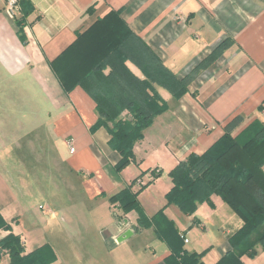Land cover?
Wrapping results in <instances>:
<instances>
[{"label":"crops","instance_id":"obj_1","mask_svg":"<svg viewBox=\"0 0 264 264\" xmlns=\"http://www.w3.org/2000/svg\"><path fill=\"white\" fill-rule=\"evenodd\" d=\"M5 4L0 0V214L10 230H0V240L9 232L18 235L25 253L47 244L56 256L52 264H169L171 250L156 228L140 227L136 211L123 213L109 202L133 182L131 190H139L135 181L143 179L151 181L137 196L143 214L150 218L163 209L183 236V249L203 264H217L242 219L217 195L190 216L166 205L168 174L190 153L205 152L234 118L239 121L229 128L232 137L253 121L264 124V0H18L15 17ZM110 12L176 78L191 76L179 99L154 85L167 108L144 129L134 161L120 171L107 129L94 127L95 101L78 82L64 87L51 64L68 49L66 66L70 55L86 49V31ZM126 66L143 78L133 63ZM42 128L52 133L51 151L64 167L51 175L62 189L56 184L31 211L22 208L6 168L21 162L14 153L21 139ZM158 171L166 175L153 179ZM126 230L132 235L117 242ZM255 249L241 264H264V251ZM8 261L3 254L0 264Z\"/></svg>","mask_w":264,"mask_h":264},{"label":"trees","instance_id":"obj_2","mask_svg":"<svg viewBox=\"0 0 264 264\" xmlns=\"http://www.w3.org/2000/svg\"><path fill=\"white\" fill-rule=\"evenodd\" d=\"M87 32L91 41L86 49L70 55L73 60L66 66L63 58L69 53L65 50L51 63L52 70L64 87H74L78 82L93 98L98 113L94 127L107 129L108 144L120 156L115 166L120 171L134 161L133 147L143 138L144 129L167 108L154 85L166 88L179 99L187 93L191 76L176 78L126 28L118 13L110 12L98 19ZM81 38L78 35L76 41ZM126 62L133 63L143 78L135 76ZM124 110L131 115L121 120L119 116ZM238 121V117L234 118L205 152L190 153L168 174L172 187L165 195L166 205H174L190 216L198 204L209 202L212 195H217L242 219L243 226L228 240L230 250L217 264H241L242 256H255L256 245L264 251V124L253 121L232 137L229 128ZM159 175V171L153 173L152 178ZM133 183L112 195L109 202L117 203L123 213L136 211L140 227L156 228L159 239L171 250L166 259L169 264H203L197 253L183 249V236L164 217L163 209L150 218L143 214L137 196L151 181L135 192L131 190ZM0 230H10L1 214ZM3 254L8 256L7 264H52L56 260L47 244L25 253L21 238L12 232L0 240V259Z\"/></svg>","mask_w":264,"mask_h":264},{"label":"rangeland","instance_id":"obj_3","mask_svg":"<svg viewBox=\"0 0 264 264\" xmlns=\"http://www.w3.org/2000/svg\"><path fill=\"white\" fill-rule=\"evenodd\" d=\"M127 115L131 114L129 111L124 110L120 114L119 119L125 120ZM108 126L110 128L113 127L110 123H108ZM23 133L27 132L25 130L20 131L21 135ZM51 137L52 133L48 130H44L43 128L35 131L32 135L23 137L20 141V152H17L16 148L14 150L16 155L20 154V158H22L21 162L19 163L18 160H14L16 161V164L13 166H7V168L5 166L6 170H8L14 178L12 185L14 184V189L19 197L18 199L22 208H25L26 210H38L37 206H42L46 202L44 200V194L49 195L53 192L56 184L58 186L56 189H62L60 179L55 180L56 178H53V180H51L52 174L53 176L54 174L59 175L64 171V167L57 159V156L53 151H51L54 148L53 146L51 148V141L55 143L54 138ZM39 144H41L42 150L38 147ZM30 145L35 146L31 148ZM62 149L65 151L63 146ZM164 175L166 174L160 171L159 177L161 176V178H163ZM141 180L144 182L143 179ZM18 181L20 182V188ZM136 187L139 186L136 185ZM144 189L145 188L141 191H144ZM68 196L69 202L72 201L70 198L71 194Z\"/></svg>","mask_w":264,"mask_h":264},{"label":"built area","instance_id":"obj_4","mask_svg":"<svg viewBox=\"0 0 264 264\" xmlns=\"http://www.w3.org/2000/svg\"><path fill=\"white\" fill-rule=\"evenodd\" d=\"M19 6H18V0H6V4H5V10L6 12L12 16L15 17L17 12H18ZM67 145L69 146V150L72 152L73 151V147H72V139H67ZM135 184L140 186H143L145 184V182H143L140 179H137L135 181Z\"/></svg>","mask_w":264,"mask_h":264},{"label":"water","instance_id":"obj_5","mask_svg":"<svg viewBox=\"0 0 264 264\" xmlns=\"http://www.w3.org/2000/svg\"><path fill=\"white\" fill-rule=\"evenodd\" d=\"M132 235L131 230H126L125 232H123L119 238L117 239V242L122 241L123 239H127L128 237H130Z\"/></svg>","mask_w":264,"mask_h":264}]
</instances>
